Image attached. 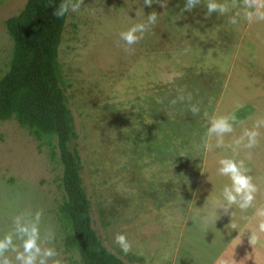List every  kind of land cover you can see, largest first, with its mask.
Instances as JSON below:
<instances>
[{"label": "rangeland", "instance_id": "rangeland-1", "mask_svg": "<svg viewBox=\"0 0 264 264\" xmlns=\"http://www.w3.org/2000/svg\"><path fill=\"white\" fill-rule=\"evenodd\" d=\"M25 2L0 0V78L12 51L4 21ZM185 2L84 0L67 12L57 61L93 228L126 264H264V239L254 224L243 228L244 210L218 209L231 222L225 229L211 211L212 203H226L219 198L228 180L217 172L220 159L243 160L253 183L264 184V175L253 173L264 167V134L257 152H243L233 133L207 135L217 116H229L233 129L248 116L264 121V22L249 23L238 0L235 7L217 0L230 7L223 15H208L207 0L185 12ZM152 11L157 22L127 45L119 34L147 23ZM55 145L36 140L14 119L0 121V239L12 234L20 246L15 218L31 223L41 213V248H54L61 264H78L62 244L56 217L64 193ZM117 234L131 243L127 254L115 243ZM4 255L18 264L16 252Z\"/></svg>", "mask_w": 264, "mask_h": 264}, {"label": "trees", "instance_id": "trees-1", "mask_svg": "<svg viewBox=\"0 0 264 264\" xmlns=\"http://www.w3.org/2000/svg\"><path fill=\"white\" fill-rule=\"evenodd\" d=\"M66 2L70 0H26L18 14L4 21L12 51L8 70L0 78V121L14 119L36 140H55L64 193L56 217L62 244L77 254L78 264H126L107 250L93 228L82 161L71 147L77 134L57 61L67 12L54 15Z\"/></svg>", "mask_w": 264, "mask_h": 264}, {"label": "clouds", "instance_id": "clouds-1", "mask_svg": "<svg viewBox=\"0 0 264 264\" xmlns=\"http://www.w3.org/2000/svg\"><path fill=\"white\" fill-rule=\"evenodd\" d=\"M83 2L84 0H76V3L72 4L71 7H69L67 2L61 3L59 8L54 12V15L62 17L69 11V8H71L72 12H77ZM200 2L201 0H186L183 11L191 12ZM152 4L153 0H144L145 6L151 7ZM165 6L161 5V7ZM232 6H237L236 0H233ZM206 8L208 15L214 12L223 15L230 10L227 3H219L217 0H207ZM243 9L244 18L249 23L264 22V0H243ZM236 15H239V13ZM157 18L158 14L152 11L147 15V23L132 25L126 31L119 34L120 38L129 46L138 43L144 38V33L149 30V27L157 22ZM236 22V18L232 17L231 23L235 24ZM191 111L193 114H196L199 112V108L193 105ZM209 125L207 135L214 134L221 139L233 131V125L229 116H217L209 121ZM261 126H264V121H257L253 130H247L245 132V136L248 139V143L245 145L246 148L250 149L256 144V137L259 133L255 129ZM205 147L211 150L210 144H206ZM218 163V174L227 177L230 183L226 184L222 190V196L226 204L218 203L217 206L222 208L225 214L229 213L232 205L238 206L241 210H246L251 207L258 189L253 183V178L247 174L248 170L244 166V161L223 158ZM260 214L264 216V212ZM40 216L41 213H37L35 220L31 223H21V217L19 216L15 218L16 233L22 243L20 246L15 245L12 234H7L3 239H0V264H13L12 260L4 255L9 249L16 252L15 261L18 264H48L49 260H52V264H61L59 259H54L58 255L54 248L48 247L42 249L40 246ZM213 216H215V212H213ZM232 226L236 227L235 224ZM259 230L264 232V222L259 224ZM251 241L252 243H256L257 237L253 235ZM115 243L120 246L125 254L131 251L132 245L124 234H117L115 236Z\"/></svg>", "mask_w": 264, "mask_h": 264}, {"label": "crops", "instance_id": "crops-1", "mask_svg": "<svg viewBox=\"0 0 264 264\" xmlns=\"http://www.w3.org/2000/svg\"><path fill=\"white\" fill-rule=\"evenodd\" d=\"M237 5H239V8L241 10H244L243 9V0H238V4ZM250 111H251V109H250ZM242 117L243 116L238 117V119H240ZM246 119L240 125H238L237 127H235L231 133H233L234 135L238 136V140L242 144V150H243V152H245V151H248V152H251V151L257 152V151H259V148H261L262 146L261 147H257L256 145H254L250 149H248V148L245 147V145L248 143V139H247V136H245V132L247 130H253L254 125L257 123L255 121V118L249 119L247 121H246ZM255 130L258 131V133H259V135L256 137V141H258V142L259 141H262L263 139H262L261 135L264 134V126H261V127L255 129ZM263 146H264V144H263ZM263 169H264V167H263ZM263 169L262 170H259V171L254 170L253 173H256L257 175L258 174L259 175H264V172H262ZM228 183H229V180H226V183L225 184H228ZM259 183H262L261 180H260ZM206 184L214 187V184L213 183H206ZM263 185L264 184H259L257 186L258 191H257V199H255V205L249 207L247 210H244V212L242 214H243V217H245L246 219L241 222L243 228L244 227L247 228L248 224L249 225H253L254 224L253 227L256 230V232H260L259 235H260V237H261L262 240L264 239V232H261L259 230V224L262 223V222H264V216H262L260 214V213L264 212V189H263ZM224 186L225 185H221L220 187H224ZM222 190H223V188H222ZM222 190L219 188V192H220L219 198H220V201L224 202V199H223V196H222ZM210 196H214V193L213 194H210ZM210 196L206 195V197H208V198ZM256 200H258L259 202L256 201ZM217 204H218V202L212 203L211 206H213V207H212L211 211L212 212H215L214 219H216V222H219L218 225H222L220 227V229H225L226 224H229L231 222L228 219H225L226 218L225 216L224 217L219 216L220 211H218V209H220V207H218ZM224 204H226V203H224ZM231 207L233 208L234 206L232 205ZM234 214H235L234 211L231 212V216L233 215L235 217ZM228 215H230V211H229V214ZM232 219L234 220L233 217H232ZM249 220H251V221H249ZM189 255L191 256V253H189ZM224 256L225 257H229V253H227V251H226ZM228 263H230V260H226L224 262V264H228ZM259 263H261V260H259Z\"/></svg>", "mask_w": 264, "mask_h": 264}]
</instances>
